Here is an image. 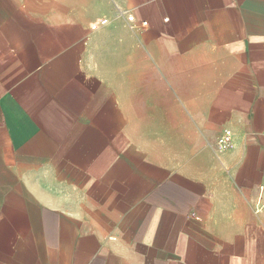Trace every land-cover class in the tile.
<instances>
[{
    "label": "crops",
    "instance_id": "1",
    "mask_svg": "<svg viewBox=\"0 0 264 264\" xmlns=\"http://www.w3.org/2000/svg\"><path fill=\"white\" fill-rule=\"evenodd\" d=\"M0 264H264V0H0Z\"/></svg>",
    "mask_w": 264,
    "mask_h": 264
},
{
    "label": "built area",
    "instance_id": "2",
    "mask_svg": "<svg viewBox=\"0 0 264 264\" xmlns=\"http://www.w3.org/2000/svg\"><path fill=\"white\" fill-rule=\"evenodd\" d=\"M145 25V24H144ZM221 145L223 147H230L231 144L229 142V136H226L222 141H221Z\"/></svg>",
    "mask_w": 264,
    "mask_h": 264
}]
</instances>
